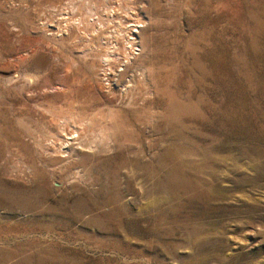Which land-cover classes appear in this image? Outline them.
Instances as JSON below:
<instances>
[{
  "label": "rangeland",
  "instance_id": "374dc122",
  "mask_svg": "<svg viewBox=\"0 0 264 264\" xmlns=\"http://www.w3.org/2000/svg\"><path fill=\"white\" fill-rule=\"evenodd\" d=\"M0 264H264V0H0Z\"/></svg>",
  "mask_w": 264,
  "mask_h": 264
},
{
  "label": "bare ground",
  "instance_id": "6f19581e",
  "mask_svg": "<svg viewBox=\"0 0 264 264\" xmlns=\"http://www.w3.org/2000/svg\"><path fill=\"white\" fill-rule=\"evenodd\" d=\"M71 5H72V4H71ZM74 6H75V5H74ZM107 7H108V6H107ZM71 8H72V7H71ZM106 9H107V8H106ZM93 10H94V9H93ZM93 10H92V11H93ZM104 10H105V9H104ZM72 11H73V10H72ZM85 11H86V10H85ZM107 12H108V11H107ZM106 19H107V18H106ZM113 19H114V18H113ZM108 22H109V21H108ZM116 30H117V29H116ZM116 32H117V31H116ZM114 33H115V32H114ZM116 37H117V35H116ZM116 37H115V38H116ZM112 38H113V36H112ZM109 44H110V43H109ZM110 45H111V44H110ZM108 52H109V50H108ZM111 53H112V52H111ZM110 56H111V55H110ZM105 57H106V56H105ZM109 58H110V57H109V55H108V57L106 58V61H108ZM111 58H112V56H111ZM112 60H113V59H112ZM109 64H110V62H109ZM115 169H116V168H115Z\"/></svg>",
  "mask_w": 264,
  "mask_h": 264
}]
</instances>
